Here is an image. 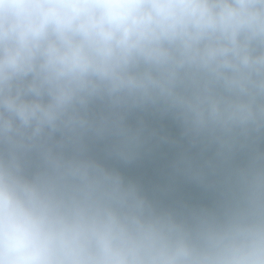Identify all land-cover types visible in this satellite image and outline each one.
<instances>
[{"label":"clouds","instance_id":"1","mask_svg":"<svg viewBox=\"0 0 264 264\" xmlns=\"http://www.w3.org/2000/svg\"><path fill=\"white\" fill-rule=\"evenodd\" d=\"M0 264H264V0H0Z\"/></svg>","mask_w":264,"mask_h":264},{"label":"trees","instance_id":"2","mask_svg":"<svg viewBox=\"0 0 264 264\" xmlns=\"http://www.w3.org/2000/svg\"><path fill=\"white\" fill-rule=\"evenodd\" d=\"M169 131L174 135L177 129L170 122H165ZM164 155H158L150 162L140 163L129 166L124 169L126 174L132 178L140 179L147 188H151L154 184L162 182L164 174L167 171L168 163L174 158V150L168 148L163 149ZM178 195H181L193 202H206L207 198L200 189L194 185H180Z\"/></svg>","mask_w":264,"mask_h":264}]
</instances>
